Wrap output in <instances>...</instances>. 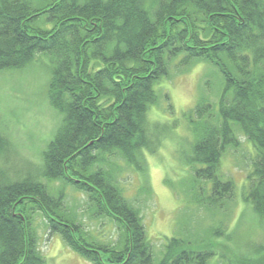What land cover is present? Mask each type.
Here are the masks:
<instances>
[{"label":"trees","instance_id":"1","mask_svg":"<svg viewBox=\"0 0 264 264\" xmlns=\"http://www.w3.org/2000/svg\"><path fill=\"white\" fill-rule=\"evenodd\" d=\"M38 54L62 123L42 164L23 169L9 165L0 133V264H45L42 227L93 264H207L212 250L183 236L155 251L119 182L120 162L143 171L176 122L193 138L194 202L211 211L235 197L221 158L244 133L254 150L246 199L264 217V0H0V70ZM199 65L198 98L177 115L165 82ZM161 104L171 124L151 120ZM68 189L89 218L116 224L112 245L88 236Z\"/></svg>","mask_w":264,"mask_h":264},{"label":"rangeland","instance_id":"2","mask_svg":"<svg viewBox=\"0 0 264 264\" xmlns=\"http://www.w3.org/2000/svg\"><path fill=\"white\" fill-rule=\"evenodd\" d=\"M203 71L204 66L199 65L165 82L177 115L196 102ZM50 76L51 64L43 54L23 67L0 70V133L7 140L10 151L6 156L13 170L26 168L28 161L42 164L44 151L62 123V115L48 96ZM166 108L167 104L152 107L151 120L174 122L175 115ZM239 138L240 145L228 149L221 158L220 171L233 181L235 197L219 211L194 202V193L200 189L192 187L193 172L187 161L193 138L182 123L176 122L172 133L154 151L147 152L143 171L120 162L119 182L126 197L139 208L155 251L168 238L183 236L212 250L207 264H255L264 259L260 253L264 248V217L246 199L254 150L244 133H239ZM67 192L66 205L82 216L79 220L88 236L112 245L118 239L116 224L107 217L89 218L85 197L69 189ZM39 233L45 264H93L69 248L59 234L43 227Z\"/></svg>","mask_w":264,"mask_h":264}]
</instances>
